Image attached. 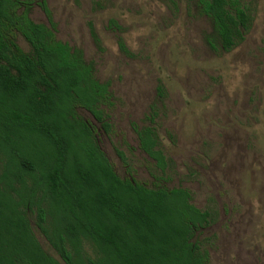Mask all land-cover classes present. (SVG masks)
I'll return each instance as SVG.
<instances>
[{
    "label": "rangeland",
    "instance_id": "obj_1",
    "mask_svg": "<svg viewBox=\"0 0 264 264\" xmlns=\"http://www.w3.org/2000/svg\"><path fill=\"white\" fill-rule=\"evenodd\" d=\"M239 1L250 23L227 51L211 46L210 20L191 0H47L58 39L111 84L109 133L81 111L98 145L121 177L190 191L209 213L196 235L208 264H264V0ZM30 16L49 23L38 4ZM149 125L165 173L140 148ZM85 252L96 255L90 244Z\"/></svg>",
    "mask_w": 264,
    "mask_h": 264
},
{
    "label": "trees",
    "instance_id": "obj_2",
    "mask_svg": "<svg viewBox=\"0 0 264 264\" xmlns=\"http://www.w3.org/2000/svg\"><path fill=\"white\" fill-rule=\"evenodd\" d=\"M191 1L210 20L211 46L228 51L244 37L250 17L239 0ZM34 4L48 24L31 18ZM56 31L47 0H0V264H208L196 235L209 213L186 188L118 175L81 114L109 133L111 84ZM137 134L165 173L157 130Z\"/></svg>",
    "mask_w": 264,
    "mask_h": 264
}]
</instances>
